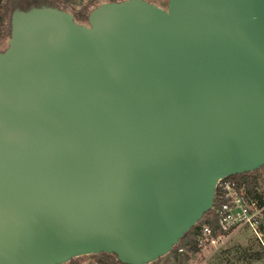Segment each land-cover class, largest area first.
Returning a JSON list of instances; mask_svg holds the SVG:
<instances>
[{"label":"water","instance_id":"1","mask_svg":"<svg viewBox=\"0 0 264 264\" xmlns=\"http://www.w3.org/2000/svg\"><path fill=\"white\" fill-rule=\"evenodd\" d=\"M264 167V0L15 9L0 50V264L168 255Z\"/></svg>","mask_w":264,"mask_h":264},{"label":"trees","instance_id":"2","mask_svg":"<svg viewBox=\"0 0 264 264\" xmlns=\"http://www.w3.org/2000/svg\"><path fill=\"white\" fill-rule=\"evenodd\" d=\"M106 1H120V0H106ZM99 0H0V48L6 46L7 39L10 33V17L15 9L27 10L30 7L40 6H52L59 9L69 11L77 22L87 21L89 12L96 7ZM3 48V49H4ZM0 49V50H3ZM264 167L254 172L245 173L241 175H234L225 180H236L244 181L246 191L250 194L255 187H258L259 182L264 181ZM218 192L216 190V199L214 201V207L217 204ZM208 225L212 229L216 228V219L213 210L208 211L202 217V219L191 228L178 244L168 254L165 264H187L190 255L197 254L201 248L197 246L198 232L201 226ZM264 228V225L261 226ZM181 250V252H179ZM221 264H236L242 263L241 260L249 262L251 259L256 260L258 258H264V251L251 253L247 252L242 259L232 260L233 256H230L229 251H223L221 253ZM234 255V254H233ZM98 257L97 264H121L117 261L114 255L100 254ZM100 257V258H99ZM170 257V259H168ZM76 260H71V264L76 263ZM211 264V263H210Z\"/></svg>","mask_w":264,"mask_h":264},{"label":"built area","instance_id":"3","mask_svg":"<svg viewBox=\"0 0 264 264\" xmlns=\"http://www.w3.org/2000/svg\"><path fill=\"white\" fill-rule=\"evenodd\" d=\"M216 190L217 204L215 207L213 204L211 209L215 215L216 228L201 226L197 246L202 249L226 239L233 232L248 230L255 237L260 250L264 251V228H261L264 225V181H260L258 187L254 188L255 191L249 194L244 181L223 179L216 186L214 201ZM66 264H71V261Z\"/></svg>","mask_w":264,"mask_h":264},{"label":"rangeland","instance_id":"4","mask_svg":"<svg viewBox=\"0 0 264 264\" xmlns=\"http://www.w3.org/2000/svg\"><path fill=\"white\" fill-rule=\"evenodd\" d=\"M149 3L155 4L160 8H165L167 0H145ZM106 2V0H99V4ZM79 23H85V21H80ZM4 47L0 48L3 49ZM230 256H233L232 260H239L247 253H256L261 252L258 243L256 242L255 237L248 230H240L233 232L229 237L223 239L222 241L209 244L206 247L202 248L200 252L194 255H190L187 264H221V253L223 251H229ZM234 254V255H233ZM100 255V254H99ZM99 255L83 256L79 257L77 262H86L89 264H97ZM167 256H164L157 261L151 264H165L164 262L167 259ZM100 258V257H99ZM170 259V257H168ZM242 263L236 264H264V258H258L256 260L251 259L249 262L241 260ZM170 264V263H169Z\"/></svg>","mask_w":264,"mask_h":264}]
</instances>
